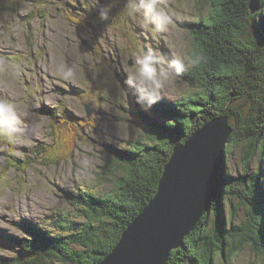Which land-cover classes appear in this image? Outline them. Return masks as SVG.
<instances>
[{
	"label": "rangeland",
	"instance_id": "1",
	"mask_svg": "<svg viewBox=\"0 0 264 264\" xmlns=\"http://www.w3.org/2000/svg\"><path fill=\"white\" fill-rule=\"evenodd\" d=\"M161 2L172 15L174 27L153 34L151 27L142 26L141 15H128L125 0H0V96L14 101L18 111L26 114L24 135L17 141L0 137V235L23 236L21 222L33 220L42 224L43 243L52 244V238L61 233L55 212L70 208L64 190L81 186L100 195L114 190V180L101 175L109 174L106 166L113 159L106 145L130 147L134 140L147 138L149 120H163L136 102L133 89L124 83V69L133 55L147 47L169 57L178 54L185 59L186 69L192 66L187 62L193 61L194 39L182 22L205 16L208 4L206 0ZM101 9L110 10L107 19L101 17ZM65 66L74 68L72 79L59 74ZM179 85L174 98L197 92L183 78ZM77 88L81 92L76 93ZM85 102L101 114L86 126H81L84 120H75L74 126L72 114L84 119ZM54 108L60 111L59 117L52 116ZM66 118L74 131L72 143L65 146L58 165L43 164L35 148L51 143L52 130L57 125L65 127L60 119ZM236 154L225 157L233 174L241 170ZM26 158L31 163L23 170ZM260 166L257 153L252 169L255 172ZM244 217L242 209L234 221ZM225 221L229 227L227 206ZM17 249L0 239V264L4 257L11 262ZM214 264L224 261L217 256ZM233 264L264 263L247 246Z\"/></svg>",
	"mask_w": 264,
	"mask_h": 264
},
{
	"label": "trees",
	"instance_id": "2",
	"mask_svg": "<svg viewBox=\"0 0 264 264\" xmlns=\"http://www.w3.org/2000/svg\"><path fill=\"white\" fill-rule=\"evenodd\" d=\"M206 1L205 16L182 22L194 39L193 64L182 78L197 92L167 103L162 99L149 107L163 120H149L145 140L136 139L130 147L106 145L113 159L106 166L109 174L101 175L114 180V190L104 195L81 186L64 190L70 208L55 212L61 233L52 238V244L43 243L42 224L33 220L21 222L23 236L0 235L1 241L18 246L11 262L4 257V264L101 262L156 195L164 166L175 148L217 117L227 118L231 134L222 151L209 212L186 236L184 244L170 252L167 264H214L217 256L224 264H233L247 246L264 263V0L259 1L255 12L251 0ZM75 92H81V88ZM133 94L136 97L134 90ZM59 113L54 108L52 116L59 117ZM92 117L79 119L72 114L71 119L74 126L75 120H84L81 126H86ZM68 118L60 119L65 127L57 125L52 130L51 143L35 148L43 164L58 165L65 146L72 143L74 131ZM237 151L241 170L233 174L225 157H236ZM257 153L261 166L254 172L252 163ZM30 163V158L24 159L22 169ZM242 209L246 217L235 222Z\"/></svg>",
	"mask_w": 264,
	"mask_h": 264
},
{
	"label": "water",
	"instance_id": "3",
	"mask_svg": "<svg viewBox=\"0 0 264 264\" xmlns=\"http://www.w3.org/2000/svg\"><path fill=\"white\" fill-rule=\"evenodd\" d=\"M259 1L251 0L253 12ZM85 111L89 118L101 114L90 103ZM230 134L227 118L217 117L175 148L156 195L98 264H167L170 252L184 244L210 207Z\"/></svg>",
	"mask_w": 264,
	"mask_h": 264
},
{
	"label": "clouds",
	"instance_id": "4",
	"mask_svg": "<svg viewBox=\"0 0 264 264\" xmlns=\"http://www.w3.org/2000/svg\"><path fill=\"white\" fill-rule=\"evenodd\" d=\"M128 15H141L142 26L151 27L153 34L167 33L174 27L173 17L162 6L161 0H125ZM106 9H101V17L107 19ZM188 65L193 61H188ZM63 79L74 77V68L65 66L58 70ZM124 83L133 89L136 102L151 107L160 100L172 99L178 94L179 81L186 71L185 59L178 54L171 57L159 49L147 47L133 55L131 64L124 69ZM25 113L18 111L17 105L8 97L0 96V137L8 141H17L25 134L23 124Z\"/></svg>",
	"mask_w": 264,
	"mask_h": 264
},
{
	"label": "bare ground",
	"instance_id": "5",
	"mask_svg": "<svg viewBox=\"0 0 264 264\" xmlns=\"http://www.w3.org/2000/svg\"><path fill=\"white\" fill-rule=\"evenodd\" d=\"M146 108H149V107H146ZM98 115H99V114H98ZM84 129H85V128H84ZM94 131H95V132L97 131L96 128H94ZM186 141H187V140H186ZM169 161H170V160H169ZM169 161H168V162H169ZM168 162H167V163H168ZM167 163H166V164H167ZM221 165H222V164H221ZM164 168H165V166H164ZM220 170H221V168H220ZM219 172H220V171H219ZM163 173H164V170H163ZM163 175H164V174H162V176H161V178H160V181H161ZM160 181H159V184H160ZM151 200H152V199H151ZM150 202H151V201H150ZM150 202H149V203H150ZM147 207H148V205H147L144 209H146ZM144 209H143V210H144ZM143 210H142V212H143ZM207 212H209V209H208L205 213H207ZM205 213H204L203 215H205ZM202 217H203V216H202ZM135 219H136V218H135ZM135 219H134V220H135ZM134 220H133V221H134ZM133 221H132V222H133ZM127 228H128V227H127ZM127 228H126V229H127ZM123 233H124V232H123ZM122 236H123V234H122ZM122 236H121V238H122ZM174 249H175V248H174Z\"/></svg>",
	"mask_w": 264,
	"mask_h": 264
}]
</instances>
